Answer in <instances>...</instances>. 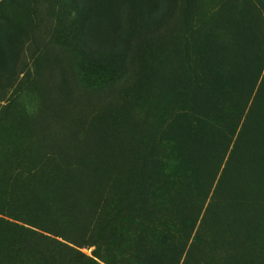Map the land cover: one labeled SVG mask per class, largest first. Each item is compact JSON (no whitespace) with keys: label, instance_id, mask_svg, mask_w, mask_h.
Here are the masks:
<instances>
[{"label":"trees","instance_id":"obj_1","mask_svg":"<svg viewBox=\"0 0 264 264\" xmlns=\"http://www.w3.org/2000/svg\"><path fill=\"white\" fill-rule=\"evenodd\" d=\"M19 1L0 0V103L5 102L0 105V264H181L184 253L186 264L192 250L205 264L218 262L217 247L196 249L215 237L208 217L189 244L218 175L209 163L193 168L187 159L188 134L200 143L209 127L201 122L209 119L191 112L206 105L197 93L209 79L226 87L225 99L243 96L247 103L241 116L246 122L230 153L239 126L222 125L230 137L216 133L228 140L224 151L192 146L213 152L219 168L225 161L208 213L228 177L232 174L237 182L250 158L264 169V148L254 147L255 142L264 145V121L254 120L256 110L264 117V0H182L174 5L171 0ZM189 2L193 7L188 8ZM40 8L47 10L54 41L45 55L33 57L37 63L57 61L62 101L55 111L52 105L40 110L38 104L32 117L4 96L37 82L36 74L21 69L26 67V48L35 42L34 30L44 23ZM56 49L67 55H51ZM43 51L35 47L34 53ZM199 60L203 65L194 72ZM76 89L106 101L93 121L74 116ZM109 96L114 97L107 102ZM151 101L159 107L160 125L170 115L161 131L157 126L151 130ZM59 114L64 121L56 123ZM184 128L183 140L157 139ZM143 144L142 156L136 154L127 169L141 171L142 182L125 195L128 190L120 188H129L126 179L108 164L115 152L133 154ZM251 186L241 191V199L248 192L255 199L233 211L258 209L256 187L264 186ZM250 226L243 221L240 227ZM170 239L182 250H169ZM92 246L94 258L80 252ZM250 246L249 257L258 253L255 257L264 264V241Z\"/></svg>","mask_w":264,"mask_h":264},{"label":"rangeland","instance_id":"obj_2","mask_svg":"<svg viewBox=\"0 0 264 264\" xmlns=\"http://www.w3.org/2000/svg\"><path fill=\"white\" fill-rule=\"evenodd\" d=\"M16 2H20L19 0H15ZM172 4H175V1L179 3V1L182 0H171ZM164 3H162L163 5ZM193 2H189L188 8L193 7ZM47 5L45 4V7ZM42 11V20H44V23L40 25L39 28L35 29V34L32 36V40H35L33 44H31L28 48H26V51L24 52V59H25V70L21 72H33V74H36L38 78H36L37 82L32 84H26L27 88H24L22 92H16L15 89L13 90H7L5 101L7 100H15V103L18 104L19 108L28 114L29 116L34 117V109L35 106L38 104H41L43 108H40V110H45V108H49L51 105L54 109V111L57 109L58 106H60V101L62 99L59 96L58 89L59 84L62 77V72L59 70V65L57 61H48V64L46 63H37L34 60L35 55H45V50L48 49V45L53 44V37L49 36V31L52 30L53 25H51V21L48 19L46 13V8H40ZM172 36V35H171ZM35 47H43L44 51L41 53H34ZM61 50V47H59ZM59 55L61 56L67 55L64 52H60L58 49L51 50V55ZM164 55V54H162ZM173 55V54H168ZM204 62V60H203ZM203 62H200V60L196 64V69L194 72H199L201 69V66L203 65ZM172 63V62H171ZM206 63V62H205ZM220 64V63H219ZM69 66L67 63L64 64L65 70L68 72ZM72 69L74 66V62L71 63ZM55 68V69H54ZM205 71V70H204ZM24 75H21V80L23 79ZM183 76V81L188 82L190 77L188 75H181ZM20 79V78H19ZM22 83V82H20ZM222 84V81H221ZM226 87L220 85L217 82H214L213 80L209 79L207 80L203 86L200 88L199 92L197 93V96L204 97L206 99V105L201 109L197 108L196 112H191V114H195L197 112H200L201 115L198 116L199 119H209V120H201L202 123L209 125V127L205 130V133H203V136L201 137L200 143L197 140V137L191 133L188 134L187 139L190 143V146L188 147L187 151V159L190 163V165L194 168L197 167L200 164H206L209 163L210 167L216 172H218L217 180L215 182V185L211 191V194L203 207L202 212L199 214V220L195 226L194 232L191 236V240L189 244H192L195 239V234L200 226L202 219L205 217H208V220L206 221L208 224V227L211 229H214L215 237H212V242L209 243L207 241L202 242V246H196L197 250L203 249L206 246H214L217 247L219 261L214 260V264H225L226 263V257L228 259L227 264H262V260H258L255 256L258 254H255L254 256L249 257V253L247 250L251 249L250 244L252 242L256 241H264V188L259 190L256 187V198L258 201V209L256 211L247 210L246 208H243L242 210L233 211L231 208L237 209L236 205L239 209L243 207L245 202L248 199V205L250 202L255 199L250 194L252 193H245V197L241 199L242 195L241 192L243 189L252 186H264V169H259L257 164L253 161V158H250L248 163L243 166V169H240L237 182L232 181L233 176L232 174L228 177L226 180V183L222 186V189L220 191V196L218 198V201H216L214 206L212 207L211 212H206V209L208 208V205L211 201V196L213 194V190L219 181L222 171L225 167V161L221 164V167L219 168L218 163H214V154L213 152L209 151L205 153L203 150H197L192 149V146H208L210 148H213L214 150H226L228 148V140H225L223 138H220L216 135V133H220L221 135L224 134L225 136L230 137L231 132L225 131L222 127H233L239 126L237 128V131L235 133V136L232 140V143L229 145V153L233 148L235 138H237L240 126L242 125V122H246L241 118L242 116V110L244 106H246V102L242 100L243 96L240 97L238 100L237 95L230 96V98L236 97V100H232L229 97L225 99L224 97V91ZM77 91V105L76 107L72 108L73 114L78 115L79 118H85L88 120H92L94 118V115H99V110L106 108V101L102 98V96L83 92L81 89H76ZM112 97L109 96L106 97L107 102L112 101ZM244 99V98H243ZM5 102H1L0 105H4ZM157 103H149L147 107V111L150 110L151 112L155 113V120L153 121V124L151 126V130H153L156 126V130H163L166 128L169 123L171 122L170 115H167V118L165 119L166 125H160L162 123L161 117L159 114L156 113ZM248 107L246 108V113L248 112ZM256 110V109H255ZM19 111V110H18ZM180 112V111H177ZM177 112H175L174 116L177 120ZM245 113V114H246ZM18 114V113H17ZM53 114V112H52ZM261 111L256 110L255 112V119L259 123L264 121V117H261ZM181 117L183 118L184 115L181 114ZM64 116V115H63ZM60 114L57 117L56 123L64 119H60ZM196 120V119H195ZM28 121L35 122V119H28ZM90 121V122H92ZM54 122V121H53ZM168 122V123H167ZM214 123V124H213ZM213 124V125H212ZM215 126V127H214ZM216 127L220 130L215 132ZM257 130H263L262 127L258 125ZM263 133V131H261ZM186 133V129L184 128L183 131L177 134L173 135H165L158 137L159 138H169L172 141L175 142V138H181L183 140V136ZM157 134V133H156ZM197 140V141H196ZM196 141L194 144L193 142ZM133 145L132 147H134ZM146 144H143V146L138 147L136 152H133V154H125V152L117 151L112 155V159L108 164V168H111V172H115L117 168H119L120 172H118V177L121 178V180L126 179L129 188L127 185L121 186L120 189L122 190H128L125 195H128L129 192H132L131 189L134 188V186L141 181L142 175L141 171L135 172V171H128V165L133 163L132 158L136 161V157L142 156L143 150L146 147ZM254 147L256 150H260L264 148L263 146H259L258 142H255ZM229 153L227 154V158L229 156ZM137 154V155H136ZM255 155V153L253 152ZM226 160V159H225ZM113 164V165H112ZM219 168V170H218ZM230 172L233 174H236L238 170L229 169ZM256 183V184H255ZM258 184V185H257ZM251 186V187H252ZM108 195V199L111 197ZM254 195V194H252ZM111 200V198H110ZM220 205V206H219ZM222 207L223 210H220L219 208ZM105 212V210H104ZM107 215L108 214V211ZM188 213V212H187ZM105 218L108 220V217L104 215ZM243 221H248L251 226L250 229L241 228L240 226L243 225ZM83 235H75L76 239L81 238ZM170 242L172 243L171 246H167L169 250L173 249L175 251H181L182 247L179 245V242L176 239H170ZM190 247V245H189ZM223 247L226 249V252L221 251L220 248L223 249ZM95 246L92 247H84L80 249V252L84 255L94 258L93 253L95 251ZM188 249V246H187ZM186 249V250H187ZM159 250L162 252L161 246L159 247ZM167 251H165L166 253ZM186 252V251H185ZM163 253V252H162ZM183 256V259L181 261V264L183 263L186 253ZM225 254V255H223ZM155 260H160L159 258H156ZM159 262V261H158ZM253 262V263H252ZM150 264V263H149ZM186 264H205L203 262V258L201 255H199V252L192 250L190 253L189 259H187Z\"/></svg>","mask_w":264,"mask_h":264}]
</instances>
